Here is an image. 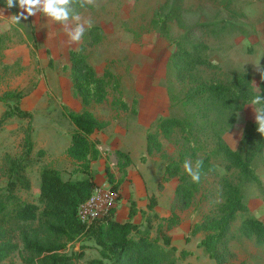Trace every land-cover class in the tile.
I'll return each mask as SVG.
<instances>
[{"label": "rangeland", "instance_id": "obj_1", "mask_svg": "<svg viewBox=\"0 0 264 264\" xmlns=\"http://www.w3.org/2000/svg\"><path fill=\"white\" fill-rule=\"evenodd\" d=\"M173 4L180 20H170L167 32L162 33L155 19L167 13ZM0 10V98L8 91L22 92L20 108L32 116L30 120L9 119L0 127V197L6 185L4 159L16 158L22 152L28 123L32 128V156L39 151L44 154L27 170L30 190L19 192L22 201L40 206L39 173L43 165L59 170L64 180L84 178L81 173L72 174L76 162L66 156L74 125L64 110V106L74 112L83 108L74 94L68 55L70 50L82 49L96 76L102 77L109 71L119 83L115 88L114 80L109 82L103 102L86 105L97 120L107 123L103 130L89 136L101 153L91 163L95 185L107 181L106 166L116 177L120 176L114 157L116 149L128 153L132 161L117 190L120 199L116 198L110 218L127 221L130 202H134L138 213L130 221L144 230L147 218L156 214L158 219L151 218L150 238L157 239L168 250L161 233L170 237L175 264H218L199 246L207 231L194 230L204 216H222L224 184L229 182L241 188L243 209L237 212L230 228L223 264H264V241L243 228L247 219L264 224V144L255 150L251 162L253 178L246 182H242L239 170L218 146L221 138L228 149L244 159L242 140L256 123L255 109L262 106L250 103L235 112L233 118L217 110L185 106L184 97L194 86L188 79L180 82L168 66L177 40H182L187 48L203 43L208 66L195 70L197 76L228 82L247 72L258 93L264 73V0H97L95 6L78 9L92 22L79 44H69L62 26L43 14L16 25L10 18L21 11L18 7L7 9L5 0H0ZM190 30H194L191 37L183 39ZM7 104L12 106L13 101L5 104L0 100V116ZM159 118L188 119L191 133L180 127L162 128ZM147 134L153 135L150 154L146 152ZM181 158L191 160L193 166L197 160L207 159L199 183H193L185 173L184 161L179 164L176 177L164 180L166 166ZM182 176L192 186V196L186 209L175 210L178 223L167 228V222L161 218L171 216L175 189ZM151 197H155L156 204L149 210ZM35 226L14 225L11 237L18 249L0 264H27L29 254L23 250L20 232ZM98 249L93 240L81 237L66 252L83 251L77 263L87 264L100 258Z\"/></svg>", "mask_w": 264, "mask_h": 264}, {"label": "trees", "instance_id": "obj_2", "mask_svg": "<svg viewBox=\"0 0 264 264\" xmlns=\"http://www.w3.org/2000/svg\"><path fill=\"white\" fill-rule=\"evenodd\" d=\"M177 10L173 4L167 13L155 19L162 33L167 32L170 20L175 18L180 20ZM94 30L98 31V29ZM193 31L190 30L184 34L183 39H189ZM1 44L2 35L0 34V46ZM175 46L176 50L170 56L168 66L175 72L180 82H186L188 79L191 86H194L187 91L183 105L198 107L201 111L217 110L219 114L228 113L233 118L235 112L250 104L254 97L264 96V73L258 83V93L255 92L251 75L247 72L236 75L228 82L205 80L197 76L194 71L199 67L208 66L207 57L204 54L206 46L203 43H197L187 48L182 40H177ZM68 55L74 94L80 98L83 108L80 112H74L64 106L68 119L74 125L66 156L76 162V168L72 174L81 173L84 178L64 180L59 170L43 165L39 173L40 206L22 201L19 192L30 190L27 170L38 163L44 154L43 151H39L35 157L32 156V128L28 123L22 143V152L16 158L5 157L4 159L6 185L0 197V263L18 249V246L12 243L11 234L15 232L14 225L22 223L25 226L36 224L35 228L23 229L20 232L23 250L29 254V258L25 259L27 264H78L77 261L84 255L83 251L67 254L66 249L81 237L93 240L99 248L100 258L91 259L87 264H175V249L170 248V237L161 233V240L168 250L163 248L157 239L150 238L151 218L158 219L156 214L147 218L144 230H140L130 221L138 213L134 202H130L128 219L125 222L110 218L113 209L109 211L104 220L96 221L88 229H85L79 221L78 207L88 200L95 186L91 163L101 156L99 149L89 139V136L107 126L106 122L97 120L86 105L92 102H103L109 82L114 80L115 88L119 86V83L109 71H105L102 77L96 76L94 69L86 62L82 49L70 50ZM51 64L52 60L49 59L48 65L51 66ZM23 98L24 94L20 91H8L1 96V101L6 104L12 100L13 105L7 104L6 110L0 116V127L12 118L28 120L32 118L29 112L20 108V101ZM260 106L264 107V105ZM121 107L126 108L122 101ZM159 121L162 128L180 127L188 134L191 133L188 119L159 118ZM152 137L153 135L147 134L146 152L148 154L152 152ZM220 139L218 140L219 151L231 161L232 166L239 170L242 182L251 181L253 178L251 162L255 150L256 148L260 150L264 144V134L257 131V124L254 123L251 126L242 140L244 159L237 152L228 149ZM114 157L120 176L116 177L108 166L105 167L104 172L107 182L111 184V189L116 193L117 199H120L117 190L124 183L127 169L132 161L128 153L119 149L114 151ZM183 161L184 159L181 158L166 166L165 181L177 176L179 164ZM202 162L200 172L205 169L207 159ZM228 168L230 170L231 166ZM179 181L171 205L172 214L167 219L161 218L167 222V228L178 223L175 210L186 209L192 196L193 188L185 181V177H180ZM224 187L226 188L225 202L220 210L222 216L215 217L208 214L194 230L196 232L197 229L203 228L207 231L199 246L204 249L210 259L218 264H223L227 259L228 234L237 212L243 209L241 188L229 182L225 183ZM158 188H162L161 185ZM155 204V197H151L147 208L152 210ZM141 213L144 214L143 211ZM243 228L247 233L250 232L264 241V224L260 221L247 219L243 222ZM187 241L185 239V242ZM181 254L187 255L186 252Z\"/></svg>", "mask_w": 264, "mask_h": 264}, {"label": "clouds", "instance_id": "obj_3", "mask_svg": "<svg viewBox=\"0 0 264 264\" xmlns=\"http://www.w3.org/2000/svg\"><path fill=\"white\" fill-rule=\"evenodd\" d=\"M96 3L97 0H5L7 9L18 7L21 10L10 18L16 25H20L22 20L29 17L43 14L49 21L62 26L69 44H79L84 38L86 28H90L92 24L91 20L85 19L78 9L95 6ZM251 104L264 105V96L257 95ZM255 122L257 131L264 134V107L255 109ZM202 163L197 160L193 166L191 160H185L182 165L193 183L200 182Z\"/></svg>", "mask_w": 264, "mask_h": 264}, {"label": "built area", "instance_id": "obj_4", "mask_svg": "<svg viewBox=\"0 0 264 264\" xmlns=\"http://www.w3.org/2000/svg\"><path fill=\"white\" fill-rule=\"evenodd\" d=\"M116 198V193L107 181L100 186L96 184L88 200L78 207L77 216L85 229L90 228L96 221L104 220L116 204Z\"/></svg>", "mask_w": 264, "mask_h": 264}]
</instances>
